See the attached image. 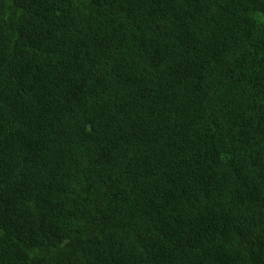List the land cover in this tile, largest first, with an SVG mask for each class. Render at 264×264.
<instances>
[{"label":"trees","instance_id":"1","mask_svg":"<svg viewBox=\"0 0 264 264\" xmlns=\"http://www.w3.org/2000/svg\"><path fill=\"white\" fill-rule=\"evenodd\" d=\"M0 264H264V0H0Z\"/></svg>","mask_w":264,"mask_h":264}]
</instances>
